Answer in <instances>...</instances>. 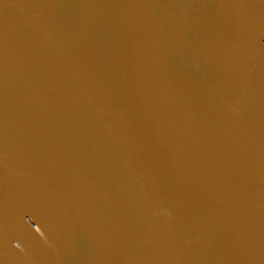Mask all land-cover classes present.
Wrapping results in <instances>:
<instances>
[{
	"label": "water",
	"instance_id": "obj_1",
	"mask_svg": "<svg viewBox=\"0 0 264 264\" xmlns=\"http://www.w3.org/2000/svg\"><path fill=\"white\" fill-rule=\"evenodd\" d=\"M0 264H264V0H0Z\"/></svg>",
	"mask_w": 264,
	"mask_h": 264
}]
</instances>
